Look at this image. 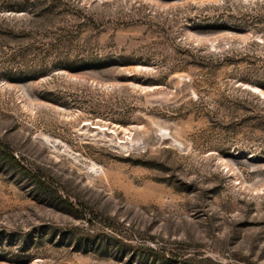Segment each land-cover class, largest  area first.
<instances>
[{"label":"rangeland","instance_id":"374dc122","mask_svg":"<svg viewBox=\"0 0 264 264\" xmlns=\"http://www.w3.org/2000/svg\"><path fill=\"white\" fill-rule=\"evenodd\" d=\"M0 264H264V0H0Z\"/></svg>","mask_w":264,"mask_h":264}]
</instances>
